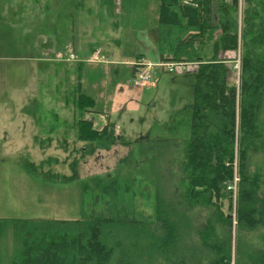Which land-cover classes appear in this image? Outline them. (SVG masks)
Here are the masks:
<instances>
[{
    "label": "rangeland",
    "instance_id": "1",
    "mask_svg": "<svg viewBox=\"0 0 264 264\" xmlns=\"http://www.w3.org/2000/svg\"><path fill=\"white\" fill-rule=\"evenodd\" d=\"M240 3V27L246 11L264 10V0ZM159 10L160 0H0L3 138H7L6 124L9 131L12 124L6 115H14L13 139H0V219L78 220L84 210L90 215L106 202L95 178L104 177L105 184L108 176L117 177L120 199L116 201L122 202L118 209L124 207L130 219L153 215L158 192L179 210L186 223L179 260L209 263L213 255L203 248L200 236L215 228V240L230 238L234 264H250L252 250L264 245L261 229L239 231L232 213L230 231L221 218L230 213L227 199L220 200L217 210L191 207L183 198L181 168L191 116L184 108L194 101L196 66H180L173 73L157 69L149 85L134 83L139 55L159 62ZM213 13L215 21V7ZM176 36L182 37L180 31L173 32L171 39ZM91 50L99 52V60L88 62ZM219 57L232 70L230 85L239 88L240 52ZM80 93L94 103L88 118L102 116L108 133L115 136L109 150L78 141L81 114L74 103ZM260 101L258 124L264 136V93ZM27 109L35 114L27 115ZM262 145L263 150L248 155L250 174L264 172ZM82 147L86 152L81 155ZM50 157L58 162L44 166L45 178L31 176L23 168L24 159L40 164ZM73 161L80 180L50 182V175H70ZM235 161L239 173L238 151ZM21 244L10 228L3 229L0 264H10Z\"/></svg>",
    "mask_w": 264,
    "mask_h": 264
},
{
    "label": "trees",
    "instance_id": "2",
    "mask_svg": "<svg viewBox=\"0 0 264 264\" xmlns=\"http://www.w3.org/2000/svg\"><path fill=\"white\" fill-rule=\"evenodd\" d=\"M240 1L160 0L157 40L160 62L196 66L194 101L184 108L191 115L181 168L184 200L191 207L214 206L220 210V200L227 199L230 213L226 217L221 214V218L231 231L234 196L227 188L233 180L238 151L240 183L235 227L241 232L261 229L264 241V172L250 174L247 162L249 154H256L264 146L263 128L258 124L264 93V10L246 11L240 27ZM177 31L182 37L171 39ZM227 52H240L239 88L230 85L232 70L228 61L219 57ZM74 104L81 114L78 141L107 146L101 148L109 150L116 143L113 133H108L109 125L99 130L85 118L94 107L93 101L80 93ZM24 112L35 114V110ZM82 148L78 150L81 155L86 152ZM144 154L142 148L140 155ZM53 161L58 162L50 157L40 164L28 159L22 164L29 175L43 178L44 166ZM69 168L70 175H50V182L71 184L80 180L75 161ZM107 178L105 184L104 177L94 180L102 201H106L102 209L90 215L84 210L78 220L0 219V232L10 228L16 241L22 243L10 264H188L179 260L186 224L179 210L158 192L153 215L130 219L124 207L118 209L122 202L116 201L120 199L117 177ZM229 239L215 240V228L201 234L203 248L213 255L207 264H234ZM249 259L250 264H264V245L252 250Z\"/></svg>",
    "mask_w": 264,
    "mask_h": 264
},
{
    "label": "built area",
    "instance_id": "3",
    "mask_svg": "<svg viewBox=\"0 0 264 264\" xmlns=\"http://www.w3.org/2000/svg\"><path fill=\"white\" fill-rule=\"evenodd\" d=\"M184 67L185 64H176V63H170V62H160L158 64H149V63H143L141 61H138L134 63V71H135V77H134V83L137 86L144 87L146 84H150V82L153 80V76L156 74L157 69H163L164 71H167L169 73H173L177 67ZM233 180L231 183H229L227 190L231 191L234 196V209H235V201L237 197V188L240 182L239 173H238V165L237 161L233 162ZM234 222L236 221V210L233 211Z\"/></svg>",
    "mask_w": 264,
    "mask_h": 264
},
{
    "label": "crops",
    "instance_id": "4",
    "mask_svg": "<svg viewBox=\"0 0 264 264\" xmlns=\"http://www.w3.org/2000/svg\"><path fill=\"white\" fill-rule=\"evenodd\" d=\"M156 44H157V55H156V58L159 60V62H157V60H153V61L149 60V58L146 55H144V54L139 55L141 58L138 56L137 60L138 61H141L143 63H146V64L147 63H149V64H157V63H160V52H159V41L158 40L156 41ZM91 52L92 53L89 56L88 62H90L91 60H94V61L95 60H99V59H97V55H98L99 52L98 51H93V50H91ZM221 59H223V58H221ZM102 60L104 61L105 59L102 58ZM136 62L137 61H135L134 63H136ZM190 65H193V64H190ZM133 70H134V68H133ZM89 113H87V114H89ZM87 114H86V116H87ZM3 115H4V113H0V117H2ZM91 116H93V115H91ZM86 118H87L86 120L93 121L94 127L96 129H100L101 126L102 127H105L106 126L105 121H104V119H103L102 116H99L97 119L96 118L90 119V118H88V116ZM10 119L12 121L11 122L12 124L10 126V131H9V125L6 124L7 125V128H6L7 138H6V136H5V138L7 140H10L11 141L13 139V122H14V115H13V113L10 116H9V114L6 115V121H7V123H8V121H10ZM97 126H99V127L97 128ZM11 130H12V133H11ZM2 134L0 133V139L5 140V138L2 137L3 136ZM14 138H15V136H14Z\"/></svg>",
    "mask_w": 264,
    "mask_h": 264
}]
</instances>
